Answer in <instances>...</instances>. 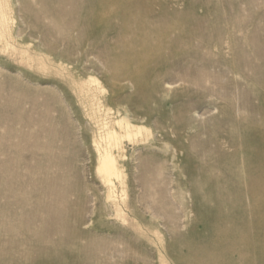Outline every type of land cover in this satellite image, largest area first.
<instances>
[{
  "label": "rangeland",
  "instance_id": "rangeland-1",
  "mask_svg": "<svg viewBox=\"0 0 264 264\" xmlns=\"http://www.w3.org/2000/svg\"><path fill=\"white\" fill-rule=\"evenodd\" d=\"M96 1L99 2L95 8L97 18L107 16V11L115 7L112 0ZM151 1L155 4L147 7L141 5L142 0H128L131 6L141 7L150 16L171 19L170 24L152 23L148 27L153 32L157 29L164 31L162 36H155L150 41L148 51L155 56L148 62L156 67L157 55L177 48L175 55L161 62L169 66L177 61L180 77L168 70L157 78L153 100L149 104L134 102L139 97L131 81H117L119 97L117 102L110 104L112 108H125L133 122L152 132L148 142L138 145L125 143L124 161L128 165L126 197L136 206L137 216H130L124 225L108 217L115 223L101 226L89 219L91 215L85 214L83 221L87 220L86 223L76 225L79 234H68L67 224L73 222L79 205H90L86 198L80 199L79 191L90 195L102 193V190L94 177V156L85 148L90 140L88 134L77 136V130L70 128L67 120L63 119L60 133L56 135L61 140H47L48 137L40 140L38 149L41 152L35 151L39 160L32 162V165H45L47 161L40 158L47 149L54 148V153L62 154L51 159V167L56 165L60 168H54L50 174L32 173L39 179H60L51 185L54 202L51 205L47 201L34 204V210L41 215L27 220L28 208L14 201L12 191L17 185L15 173L30 174V171L20 167L16 171L12 141L9 136L0 137V264H41L42 260L46 262L56 254L70 255L74 244L93 240H104L106 247L109 246L105 255L98 257V264H159L156 248L161 253L172 252V256L182 258L187 264H264V194L257 203L259 215L255 216L252 214L253 203L244 189L238 194L226 185L215 184V178L223 171L212 167L220 149L229 156L233 155L234 147L229 145L231 141L228 139L231 133L240 132L245 138L259 135L264 142V0ZM64 2L44 0L43 4L52 16ZM75 4L77 9L87 7L86 0H76ZM58 20L64 23L63 17ZM105 25L104 21L96 22L98 28ZM70 34L72 40H78L79 29L74 28ZM87 39L86 36L81 40L86 42ZM134 48L144 49L138 43ZM6 64L10 69L0 75V113L5 116L12 112L8 101L32 95L29 85L19 78L16 64ZM200 67L205 70V77L202 85H197L193 79ZM84 74L97 78L99 84L108 89L109 72L99 63L89 67ZM63 89L65 97H68L67 83ZM49 97L52 96L47 92L42 99L49 100ZM222 140L225 143H220ZM31 142L28 144L34 143ZM153 142H159L160 147L150 149ZM240 142L235 139L239 146ZM236 163L240 166V157L236 158ZM242 174L245 176L247 173L244 171ZM139 175L154 178L153 187H144L148 186L147 182H142L141 177L137 180ZM22 180L19 182L25 183ZM218 188L220 191H216ZM147 191L148 196L145 195ZM37 194L40 193L32 191L30 197ZM144 195L146 198H141ZM152 195L154 209L161 212L157 217L145 203ZM62 196L66 197L65 201L60 200ZM42 205L44 207L40 208ZM96 205L102 207L98 201ZM218 205L221 207L216 213ZM43 211L48 214L43 215ZM41 219L48 223L45 232L56 229V232L50 230L49 241L41 244L45 248L31 242L24 231L25 227L41 228ZM129 221L149 230L156 226L161 245L145 243ZM20 222L24 226L21 230L16 229ZM48 225L51 226L49 229ZM73 255L75 264H96V261L86 259L82 252ZM209 258L216 263L212 260L208 263ZM168 264L175 263L168 259Z\"/></svg>",
  "mask_w": 264,
  "mask_h": 264
},
{
  "label": "bare ground",
  "instance_id": "bare-ground-1",
  "mask_svg": "<svg viewBox=\"0 0 264 264\" xmlns=\"http://www.w3.org/2000/svg\"><path fill=\"white\" fill-rule=\"evenodd\" d=\"M105 1L107 0H102V2ZM43 2L44 0H0V75L4 73V70L10 69V65L6 62L15 63L19 78L29 85L32 93V95L8 101L12 112L7 116L0 113V137L9 136L12 141L11 148L12 155L16 159V171L19 167L30 171V174L19 173L20 171L15 173L17 185L12 191L13 199L16 203L28 208L27 220L29 221L41 215L36 213V209L34 210V204H39V202L44 204L47 201L51 205L54 202L51 185L60 179L55 178L51 181L45 177L39 179L33 174H50L54 168L59 167L55 165L52 168L51 159L62 154L54 153V148L53 150L47 149L40 158L47 161L45 165L40 163L32 165V162L39 160L36 158L35 151L38 149L40 140L46 137H48L47 140H61L56 135L60 133L61 120L66 119L70 128L77 130V136L88 134L90 140L85 148L94 156V177L102 190V193L93 192L90 195L79 191L80 199L86 198L87 204L90 203V205L86 207L84 203L79 205L74 213L73 222L67 224L70 231L68 234H79L80 231L76 225L86 223L87 220L83 221L85 214L91 215L89 219L97 221L101 226L115 223L108 217H113L124 225L130 216H137L136 206L126 197L128 195L126 166L128 165L124 161L125 143L148 142L152 132L140 123L133 122L128 117L125 108L121 106L112 108L110 104L117 102L119 97L117 93L120 87L117 81H131L135 94L139 97L138 101L134 102L149 104L153 100L157 78L168 70L180 77L177 61L169 66L161 62L175 55L177 48H172L163 55L159 52L156 67L148 62L155 56L148 51L150 41L155 36L164 34L161 29L153 32L148 27L152 23L163 25L167 22L170 24L171 19L150 16L141 7L131 6L128 0H112L115 7L107 11V16L100 18L95 15L96 4L99 3L96 0H86L85 9H77L76 0H65L64 4L52 13V16L46 11ZM141 3L147 7L155 4L151 0H142ZM59 17L64 18V23L58 20ZM99 21L106 23L104 28L96 26V22ZM74 28L79 29L78 40H72L70 31ZM86 36L88 37L86 42L82 41L81 39ZM126 38L129 40L125 41ZM137 43L144 49L134 48ZM162 49L163 47L160 48L161 51ZM95 63H99L109 72L108 89L100 85L97 78L84 74ZM183 67L187 68L185 65ZM204 71L203 67H200L197 77L193 79L195 84L202 85L205 77ZM64 83L68 84L70 91L68 97H65L63 91ZM47 92L52 97H49V100L42 99L43 94ZM262 115L264 118V112ZM236 138L241 141V146L235 143ZM228 139L231 141L229 145L234 147L233 155H227L222 149L217 152V164L215 163L212 167L221 169L223 173L217 175L215 184L226 185L232 189L233 193L238 194L244 189L246 196L253 203L252 214L258 216L257 203L264 194V142L259 135L245 138L240 132L229 134ZM31 141L34 143L28 144ZM220 143L225 142L222 140ZM157 147H160L159 142L149 145L150 149ZM237 157L241 158L240 166L236 163ZM244 171L247 173L245 176L242 174ZM259 174L260 176H256ZM139 177L142 182H147L148 186L144 187H153L154 178L139 175L137 180ZM21 178L25 183L19 182ZM35 190L40 194L31 198V192ZM216 191H220V188ZM148 194L147 191L145 195L148 196ZM65 198L62 196L60 200L65 201ZM97 201L100 202L101 208L97 207ZM145 203L148 204L146 206L150 208L154 217L161 213H157L159 209L156 208V210L153 207L155 203L153 195L148 197ZM41 207L43 208L44 205ZM220 207V205L217 206L216 213H219ZM164 210L166 211V208ZM41 213L48 214L46 211ZM41 220V228L25 227L24 231L27 232L31 242L45 248L41 244L49 241V231L53 229L45 232L48 223L45 224L44 220ZM129 225L145 243L161 245L160 232L156 226L149 230L144 229L138 223L130 224L129 221ZM23 227L21 222L18 226L16 225V229L19 230ZM50 227L48 225V229ZM52 232H56V229ZM106 245L104 240H93L86 244L77 243L73 245L69 252L70 255L56 254L46 262L42 260L41 264H75L73 253L81 252L86 259H92L98 264V257L109 249ZM114 247L110 249L113 250ZM156 249L159 264H168V259H172L175 264H187L182 258L172 256V252L161 253L159 248ZM112 250H110L111 253ZM211 260L216 263L213 258H209L208 263H211Z\"/></svg>",
  "mask_w": 264,
  "mask_h": 264
}]
</instances>
